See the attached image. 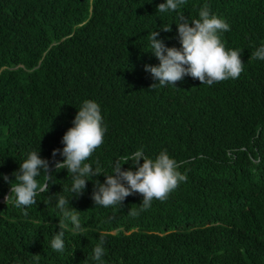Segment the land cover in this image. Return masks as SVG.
Wrapping results in <instances>:
<instances>
[{"label":"trees","instance_id":"1","mask_svg":"<svg viewBox=\"0 0 264 264\" xmlns=\"http://www.w3.org/2000/svg\"><path fill=\"white\" fill-rule=\"evenodd\" d=\"M163 2L0 0V177L14 180L39 145L51 160L85 99L99 103L108 126L90 160L110 172L138 148L151 158L167 149L186 175L147 210L141 194L95 206L89 181L70 201L83 231L68 223L63 253L50 247L62 217L47 195L62 192L67 172L55 174L28 215L5 202L10 185L0 178V264H37L35 255L38 264H95L101 239L104 264H264V61L252 55L264 43V0H186L161 13ZM205 4L230 24L222 40L241 51L244 71L211 86L192 77L153 86L144 66L159 61L148 34L171 26L158 38L180 47L177 17L196 19Z\"/></svg>","mask_w":264,"mask_h":264},{"label":"clouds","instance_id":"2","mask_svg":"<svg viewBox=\"0 0 264 264\" xmlns=\"http://www.w3.org/2000/svg\"><path fill=\"white\" fill-rule=\"evenodd\" d=\"M185 2L164 0L157 10L161 13L176 12ZM174 24L180 47H168L163 39L158 38L161 31L171 32V26L162 25L159 31L148 34L149 52L159 61L157 65L144 66V70L156 81L153 86L175 87V83L185 77L198 79L203 85L211 86L216 82L240 77L244 71L242 53L239 49L227 48L226 41L222 40L223 33L231 31L226 19L213 13L205 4L199 8L198 18L189 20L179 15ZM252 55L264 61V43L256 47ZM71 123L72 126L61 140L63 148L54 149L51 160L41 157L39 145L38 149L26 154L18 170L12 174L14 180H10L8 175L0 177L10 185V194L5 197V202L11 201L15 207L24 210V215H28L27 208L37 205V197L48 194L50 186L56 184L55 174L61 170L67 172L69 183L67 186L62 185V192L47 195V203L54 200L59 217H62L59 218V231L50 240L51 249L60 253L65 251V229L69 222L73 232L83 231L80 212L71 206L70 201L85 194L89 181L94 184L91 199L95 206L121 207L128 196L141 194L143 199L138 207L147 210L154 199H166L186 180V175L179 171L180 163L169 155L167 149L151 158L142 147L138 148L114 159L110 172L103 168L98 159L90 160L104 143L108 132L101 106L94 100H83ZM57 156L62 159H56ZM125 164L130 165L127 170L123 169ZM101 175L104 177L103 183L98 179L93 180ZM105 255L104 241L101 239L92 250L91 260L95 264H104ZM33 257L38 264L40 255Z\"/></svg>","mask_w":264,"mask_h":264}]
</instances>
